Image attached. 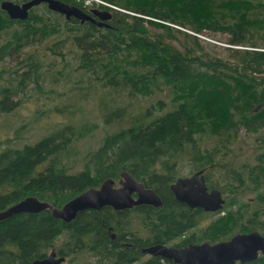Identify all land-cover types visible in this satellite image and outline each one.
<instances>
[{"label":"trees","instance_id":"1","mask_svg":"<svg viewBox=\"0 0 264 264\" xmlns=\"http://www.w3.org/2000/svg\"><path fill=\"white\" fill-rule=\"evenodd\" d=\"M107 1L134 14L189 26L197 33L204 29L227 32L228 43L241 47H227L225 53L186 33L177 46L165 38L174 31L169 25L118 10H112L110 27L66 19L64 39H60L59 22L43 20L44 13L41 19L30 15L23 21L0 13V36L3 32L6 36L0 44V58L34 45L39 32L54 35L56 42L62 41L59 47L76 51L79 69L95 77L92 88L107 86V94L97 98V105L104 123L117 126L86 154L79 172L68 169L63 156L75 133L85 134L89 128L65 124L34 143L7 141L0 147V212L26 196L59 207L106 178L118 180L122 171L153 188L162 200L159 207L142 204L124 210L110 206L84 210L70 222L53 217L49 210L15 214L0 222V264H31L51 249H57L59 256H70V261L83 253L87 256L83 264H173L160 256L147 255L142 260L146 255L141 248L178 240L205 216L201 208L190 215L191 209L169 189L180 161H190L191 168L204 170L203 174L219 171L225 183L239 185L243 193L259 194L264 186V2ZM144 22L163 28L165 35L151 34ZM38 55L37 51L24 56L18 68L28 70L16 77L29 80L26 74L30 72L36 78L43 63ZM7 93L3 89L0 111L15 104ZM136 94H163L165 98L134 109L130 100ZM55 112L63 111L55 108ZM230 221L222 226L223 233L233 227ZM109 227L115 233L113 239ZM61 234L64 243L56 248L55 239ZM188 243L199 242L187 236L181 245ZM236 264H264V254Z\"/></svg>","mask_w":264,"mask_h":264},{"label":"rangeland","instance_id":"2","mask_svg":"<svg viewBox=\"0 0 264 264\" xmlns=\"http://www.w3.org/2000/svg\"><path fill=\"white\" fill-rule=\"evenodd\" d=\"M63 1L83 7L85 10L99 8L108 10L111 13L113 12L112 10L132 13L117 7L107 0ZM261 1L264 2V0ZM44 11L42 8H37L33 10V14H43ZM50 18L59 22L63 29L60 39H64L67 35L65 33V22L67 20L64 16L54 12L48 14V20ZM150 19L156 23L169 25L170 28L174 29V31H171V36L165 38L171 40V43L177 46H180L178 41L182 42L183 33H186L196 35L200 40L210 43L211 46L221 48V51L225 53L227 52L225 50L227 47H241L228 43L230 34L227 32L204 29L202 32L197 33L189 26L182 27L178 23L155 18ZM144 24L151 34L163 33L165 35L163 28L147 22H144ZM1 35L0 44L6 40L4 32ZM55 42L54 35H41L39 32L38 36L35 37V44L32 46L27 45L28 47L25 46L22 49L24 50L23 53H20L22 50L18 52L12 51L11 56L5 59L0 58V98L2 97L3 89H7L9 91L7 93L8 100L15 103L12 109L0 111L2 113L0 114V147L4 146L7 141L12 144L34 143L42 136L65 124H71L77 128H89L84 131L85 134H82L81 130L75 133L69 152L63 156V163L67 168L73 172H79L83 169L86 154L97 149L102 144L104 137L115 131L117 126L104 123L97 105V98L107 94V86L104 87L98 84L92 88L95 77L85 74L79 69L78 61L75 58L76 51L72 50L70 53L67 48L58 46L62 41ZM50 47L60 55L57 53L53 54L48 49ZM37 51L39 52L40 62H43L37 77L34 78L28 72L26 77L29 80L22 81L16 75L27 72L28 68L26 66L18 68V62L24 56L26 57L28 53L32 54V52ZM160 97L165 98L163 94H148L144 96L136 94L130 102L132 108L137 109L156 103ZM128 100V98H124L125 102ZM55 108L63 112L57 113ZM68 110L73 112L68 113ZM243 135L244 132L241 131L242 138L245 137ZM247 148L248 145H245L244 149ZM191 167L190 161H180L175 179L190 176L196 171ZM206 172L204 175L207 186H216L219 191H221L220 188H223L221 193L225 203L222 210L220 209L221 211L209 212L203 218L201 217L198 224L185 233L184 237L194 236V239L199 243L204 241L215 243L228 239L238 232L257 230L260 233H264V186L259 194L255 192L243 193L239 185H233L230 182L225 183L219 171L211 170L208 173ZM229 218H231L230 222H233V227L227 233H223L221 231L222 226ZM230 233L229 237H225ZM64 238V234H61L55 239L56 248L61 247L64 243ZM175 241H171L167 245H174ZM55 250L57 251V249ZM146 257L147 255L143 256L142 260ZM69 259H71L70 256L66 257L67 264H83L87 261V256L80 253L72 261Z\"/></svg>","mask_w":264,"mask_h":264},{"label":"water","instance_id":"3","mask_svg":"<svg viewBox=\"0 0 264 264\" xmlns=\"http://www.w3.org/2000/svg\"><path fill=\"white\" fill-rule=\"evenodd\" d=\"M41 2H46L49 9L62 14L66 19L73 17L80 23L88 21L98 27H110L107 22L112 16L110 11L94 8L89 13L83 8L63 0H28L22 4L4 0L1 3V8L6 10L13 19H26L28 10ZM203 171L198 170L190 176L177 178L170 185V189L180 203L189 207L202 208L206 212H216L222 209L225 200L219 190H209ZM142 204L159 207L162 205V201L153 188L145 187L131 173L122 171L117 181L113 178H106L99 186L85 189L60 207L40 200L36 196H26L0 212V219L19 213L49 210L53 217L70 222L84 210H101L105 206H110L114 210H124ZM108 232L111 238L115 237L112 227L108 228ZM141 252L171 260L173 264H236V262L252 261L264 254V236L257 231H251L238 233L229 239L215 243L204 241L184 247L157 244L142 247ZM31 264H66V262L64 257H58L55 250L52 249L47 257L34 260Z\"/></svg>","mask_w":264,"mask_h":264},{"label":"flooded vegetation","instance_id":"4","mask_svg":"<svg viewBox=\"0 0 264 264\" xmlns=\"http://www.w3.org/2000/svg\"><path fill=\"white\" fill-rule=\"evenodd\" d=\"M4 0H0V13H2V14H4L5 16H7V18H10V19H13V18H11L9 15H8V13L6 12V10H4V9H2L1 8V3L3 2ZM11 1V0H10ZM26 1H28V0H21V1H18V0H12V2H14V3H17V4H22L23 2H26ZM37 8H42V9H44L45 11H44V14H43V20H46L47 18H48V14L50 13V12H54V11H52L51 9H49L48 8V5H47V3L46 2H41V3H39L38 5H35V6H33L32 8H30L29 10H28V17L31 15L32 17L34 16V18L35 19H41V15L40 14H33V10L34 9H37ZM93 9V8H92ZM92 9H88V10H85L86 12H89L90 13V11L92 10ZM99 9V8H98ZM99 10H103V9H99ZM54 13H57V12H54ZM57 14H59V13H57ZM59 15H62V14H59ZM63 16V15H62ZM27 17V18H28ZM65 18V17H64ZM71 18H73V17H71ZM71 18H69V19H71ZM66 19V18H65ZM69 19H67V20H69ZM13 20H21L20 18H16V19H13ZM109 21V20H108ZM107 21V22H108ZM88 22V21H87ZM102 27H104V26H102ZM193 174V173H192ZM205 178V177H204ZM176 180V179H175ZM206 182V181H205ZM173 183V182H172ZM169 189H170V185H169ZM171 190V189H170ZM172 192V191H171ZM172 195H173V197L175 198V196H174V194H173V192H172ZM176 199V198H175ZM177 200V199H176ZM178 201V200H177ZM179 202V201H178ZM12 205V204H11ZM62 205V204H61ZM60 207V206H59ZM187 207H189V206H187ZM191 210H190V215L191 214H193V213H195V210H196V208H199V207H189ZM202 209V208H201ZM203 210V209H202ZM203 212H204V215L206 216L210 211H204L203 210ZM251 231H257V230H251ZM251 231H247V232H238V233H249V232H251ZM187 232H189V230L188 231H186L185 233H187ZM257 232H259V231H257ZM182 234L179 238H182V239H178L177 241H175V246L176 247H184V246H186V245H189V244H193V243H188V244H186V245H181V243L183 242V239H185L186 237H184L186 234ZM238 233H235V234H238ZM260 233V232H259ZM234 234V235H235ZM260 234H262L263 236H264V233H260ZM110 235V234H109ZM167 245V244H166ZM128 246H132V244H130L129 243V245ZM52 250V249H51ZM50 250V251H51ZM55 250V249H54ZM49 251V252H50ZM55 252L57 253V251L55 250ZM47 255H48V253L46 254V256H44L43 258H45V257H47ZM145 255H147V254H145ZM43 258H41V259H43ZM65 262H67V261H65ZM67 264V263H66Z\"/></svg>","mask_w":264,"mask_h":264},{"label":"bare ground","instance_id":"5","mask_svg":"<svg viewBox=\"0 0 264 264\" xmlns=\"http://www.w3.org/2000/svg\"><path fill=\"white\" fill-rule=\"evenodd\" d=\"M128 13V12H127ZM132 15H136V16H140V17H143V18H145V19H150V18H152V17H147V16H142V15H138V14H134V13H132ZM13 20V19H12ZM23 20H27V18L26 19H21V21H23ZM150 20H152V19H150ZM162 201V200H161ZM161 206V205H160ZM13 216V215H12ZM9 217H11V216H9ZM9 217H6V218H9ZM6 218H3V219H6ZM3 219H0V222H1V220H3ZM111 237V236H110ZM115 238V237H114ZM113 239V238H112ZM57 256L58 257H60L58 254H57ZM61 257H64V256H61ZM65 258V261H66V257H64Z\"/></svg>","mask_w":264,"mask_h":264}]
</instances>
